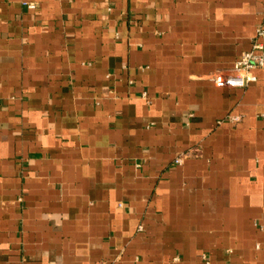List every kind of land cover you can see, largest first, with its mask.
<instances>
[{"label": "crops", "instance_id": "0c3cea01", "mask_svg": "<svg viewBox=\"0 0 264 264\" xmlns=\"http://www.w3.org/2000/svg\"><path fill=\"white\" fill-rule=\"evenodd\" d=\"M22 1L0 0V264H264V66L213 81L264 0Z\"/></svg>", "mask_w": 264, "mask_h": 264}, {"label": "built area", "instance_id": "2783aa9c", "mask_svg": "<svg viewBox=\"0 0 264 264\" xmlns=\"http://www.w3.org/2000/svg\"><path fill=\"white\" fill-rule=\"evenodd\" d=\"M29 8H34L35 3L23 0ZM256 38L253 40L252 46L248 50H244L240 57L235 61L234 65L228 72H217L213 76V81L217 86H246L249 82L256 79L253 70L257 67L264 66V43L258 37H264V27H258L256 30ZM264 118V111L261 112ZM230 121H238L239 115L228 116ZM176 162L182 161V156L175 158Z\"/></svg>", "mask_w": 264, "mask_h": 264}]
</instances>
